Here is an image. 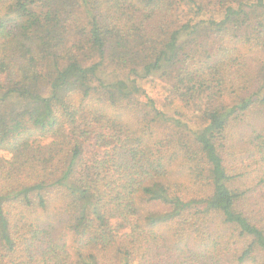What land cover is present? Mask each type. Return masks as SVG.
I'll list each match as a JSON object with an SVG mask.
<instances>
[{
	"label": "trees",
	"instance_id": "trees-1",
	"mask_svg": "<svg viewBox=\"0 0 264 264\" xmlns=\"http://www.w3.org/2000/svg\"><path fill=\"white\" fill-rule=\"evenodd\" d=\"M0 264H264V0H0Z\"/></svg>",
	"mask_w": 264,
	"mask_h": 264
},
{
	"label": "rangeland",
	"instance_id": "rangeland-1",
	"mask_svg": "<svg viewBox=\"0 0 264 264\" xmlns=\"http://www.w3.org/2000/svg\"><path fill=\"white\" fill-rule=\"evenodd\" d=\"M145 88L147 89L148 94L157 102V105L159 107H162L163 109L171 108H177L181 109L182 105L180 103H169L172 102L169 89L166 87V84H164L161 80L157 79H151L144 83ZM167 105L163 107V105ZM5 158H9V156L6 153H3Z\"/></svg>",
	"mask_w": 264,
	"mask_h": 264
}]
</instances>
